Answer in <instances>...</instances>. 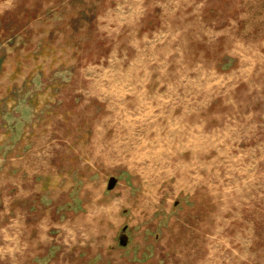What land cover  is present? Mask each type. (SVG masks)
I'll use <instances>...</instances> for the list:
<instances>
[{
	"label": "rangeland",
	"instance_id": "1",
	"mask_svg": "<svg viewBox=\"0 0 264 264\" xmlns=\"http://www.w3.org/2000/svg\"><path fill=\"white\" fill-rule=\"evenodd\" d=\"M164 15L192 64L218 65L189 71L195 127L167 101L173 146L189 130L199 149L162 162L131 143L107 166L103 88L129 97L133 65L172 61L150 50ZM0 264H264V0H0Z\"/></svg>",
	"mask_w": 264,
	"mask_h": 264
},
{
	"label": "crops",
	"instance_id": "2",
	"mask_svg": "<svg viewBox=\"0 0 264 264\" xmlns=\"http://www.w3.org/2000/svg\"><path fill=\"white\" fill-rule=\"evenodd\" d=\"M164 6H169L167 1L164 2ZM169 17L172 16L169 15ZM160 18L162 20L160 21V27L157 29L161 30L164 28L163 31L166 32V36L168 37L170 35V37L167 38L162 45L150 48V50H154L157 55H171L172 61L158 62L155 64L146 62L133 65L128 74L132 76V80L134 81V84L132 85H136L133 88L134 90L132 89L133 91L130 90L131 96L129 97L126 94V87L123 82L122 86L118 84L116 86L117 88H115V86L111 87L110 85L107 89L103 88V94L106 93L109 98L113 97L116 101L115 103L119 104L117 110L112 109V111L103 112L101 116V131L94 133L93 136H96V138L93 137L91 142L92 151L94 152L95 150L96 155H99L103 164L105 163L107 166L115 165L120 163L121 160L126 159L125 156L123 158L121 153L127 152V150L130 151L131 143L135 144L134 149L132 150L135 153L137 149L141 151L142 148L143 150H147L152 153L155 152L156 155L160 153L162 162H165L164 160L167 155H169V153L177 147H185L186 151H196L199 149L198 144L195 145L190 142L191 137L190 134H188L189 130H187V134H183V132L179 133L182 137L184 136L182 139L184 143L182 142L173 146L174 142L170 135L171 133L176 134L178 131L175 132L171 127H169V125L171 124V118L173 119L174 116L171 108L174 107L175 109L176 106L173 104L171 105L172 107L170 106L171 108H169L167 101L178 98L176 103L180 104L182 111L181 113H177V119L181 120L184 129L195 127L197 122L196 120H200L199 113L201 112V106L198 104V97L197 100H195L196 97L193 96L194 98L191 102V80L189 79V71L192 66L199 69H213L216 71L218 65L216 63L208 62L192 64V62H190L189 55L191 54L190 50H193L194 48L187 46V44L184 45L180 31H177L176 34L173 33L174 30L176 31L178 29V27H174L171 22L166 20L168 16L164 15L160 16ZM155 22H157L156 24L159 26V22ZM139 42H141V40H139ZM119 67L121 70L124 69L121 79L126 82L127 70L126 68H123L124 65H119ZM153 84L154 87H156V94L154 91L152 92ZM165 84L171 87V93L170 90L167 89H165L164 92L159 90V87ZM167 91L170 93L169 96H167ZM122 94L124 96H122ZM203 98V102H205L206 99L207 101L211 100V96L209 95H206V97ZM147 100L152 101L159 108L156 118L152 119L153 121L147 120L145 122H138L135 121V119L131 120L128 118L125 115V110L118 111L119 109H125L128 105H133L134 107L140 106ZM199 103H201L200 99ZM111 128L114 129L112 133ZM99 134L101 135L100 141L97 138V135ZM29 245L30 241L28 243V246ZM5 246L7 248V255H4L8 260V257L14 256L15 250L12 249V254H10L11 247L9 244H5ZM11 246L15 247L19 246V244L16 245L15 242H12Z\"/></svg>",
	"mask_w": 264,
	"mask_h": 264
}]
</instances>
